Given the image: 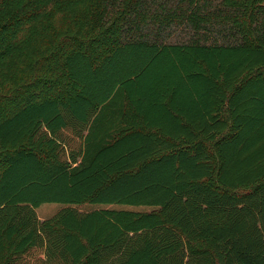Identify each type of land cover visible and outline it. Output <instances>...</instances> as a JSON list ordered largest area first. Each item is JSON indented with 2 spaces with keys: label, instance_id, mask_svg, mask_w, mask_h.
Segmentation results:
<instances>
[{
  "label": "trees",
  "instance_id": "1",
  "mask_svg": "<svg viewBox=\"0 0 264 264\" xmlns=\"http://www.w3.org/2000/svg\"><path fill=\"white\" fill-rule=\"evenodd\" d=\"M0 264H264V0H0Z\"/></svg>",
  "mask_w": 264,
  "mask_h": 264
},
{
  "label": "rangeland",
  "instance_id": "2",
  "mask_svg": "<svg viewBox=\"0 0 264 264\" xmlns=\"http://www.w3.org/2000/svg\"><path fill=\"white\" fill-rule=\"evenodd\" d=\"M65 205H61L58 203H44L40 205L38 208H36L35 212L37 214V217L40 220H43L45 218L50 217L52 214H54L56 211L64 207ZM73 208H75L78 211H90L92 209H97L100 207H110V208H124V209H130L134 211H150L153 208L151 207H143V206H138V207H131V206H116V205H110V206H99V205H91V204H81V205H73Z\"/></svg>",
  "mask_w": 264,
  "mask_h": 264
}]
</instances>
